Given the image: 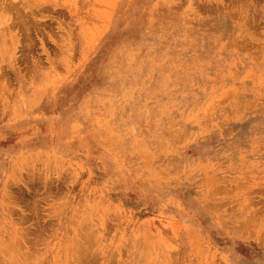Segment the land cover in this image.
Wrapping results in <instances>:
<instances>
[{
	"label": "rangeland",
	"instance_id": "374dc122",
	"mask_svg": "<svg viewBox=\"0 0 264 264\" xmlns=\"http://www.w3.org/2000/svg\"><path fill=\"white\" fill-rule=\"evenodd\" d=\"M0 264H264V0H0Z\"/></svg>",
	"mask_w": 264,
	"mask_h": 264
},
{
	"label": "bare ground",
	"instance_id": "6f19581e",
	"mask_svg": "<svg viewBox=\"0 0 264 264\" xmlns=\"http://www.w3.org/2000/svg\"><path fill=\"white\" fill-rule=\"evenodd\" d=\"M26 164V163H25Z\"/></svg>",
	"mask_w": 264,
	"mask_h": 264
}]
</instances>
